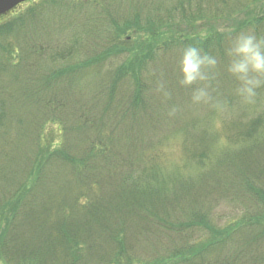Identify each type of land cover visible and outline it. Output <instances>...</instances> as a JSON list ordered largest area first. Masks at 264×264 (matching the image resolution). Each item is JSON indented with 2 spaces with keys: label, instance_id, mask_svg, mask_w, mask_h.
I'll return each instance as SVG.
<instances>
[{
  "label": "trees",
  "instance_id": "16d2710c",
  "mask_svg": "<svg viewBox=\"0 0 264 264\" xmlns=\"http://www.w3.org/2000/svg\"><path fill=\"white\" fill-rule=\"evenodd\" d=\"M75 1L67 0L71 7L66 8L74 9L77 17H86L83 9L91 12L90 18L108 15L110 30L116 28L118 34V22L122 21L117 19L118 0ZM135 1L127 0L129 5ZM159 1L154 0V5L159 6ZM172 1L169 15L150 26L151 31L155 30L152 41L158 43L156 49L148 54L143 51L133 59L135 63H123L104 78L87 76L101 71L103 61L96 55L84 64L71 62L77 41L85 39L81 24L61 28L59 40L37 36L40 33L33 21L42 15L47 17V9L60 4V0H34L26 12L0 20L2 60L13 66L31 59V63H40L24 78L29 90L25 97L38 102L33 142L27 144L18 165L24 166L26 172L21 177H15L13 172L14 178L4 176L3 180L0 175V210L9 204L16 208L12 217L6 218L0 235L1 255L9 264H264V157L250 156L263 150L264 113L243 122V116L232 117L228 112L213 137L199 129L197 118L190 126L187 124L194 130L190 133L194 137L192 145H185V151L201 168L195 175L184 173L186 166L165 175L156 154H137L145 148L143 130L157 122L145 124L148 112L161 114L166 111L163 105H171L174 100L170 95L157 97L163 88L159 80L168 72L165 55L174 50L173 46L195 47L202 55L218 61L216 78L214 68L206 69L212 96L222 99L223 107L232 106L229 87L221 86L223 81L232 82L225 55L232 43L230 30L211 33L204 39L201 36L214 30L216 20L239 14L252 4L261 5L260 12L246 19L250 20L248 23L243 20L244 29L263 28L264 0H216V10L212 6L209 14H202L199 8L198 12H190L185 0ZM229 3L234 4L230 7ZM174 12H178V17H173ZM201 20V25L195 24ZM132 22L133 19L126 20L123 25ZM185 28L195 30V37ZM257 32L253 35L264 37ZM165 38L170 40L164 42ZM18 40L21 45L16 43ZM112 46L111 43L109 48ZM160 51L163 54L159 56ZM16 52L18 61L14 58ZM48 58L52 62H70L60 69H51L46 67ZM90 66H95L94 70ZM143 72L146 75L142 81ZM146 81L151 85L147 87ZM86 84L89 92H85ZM150 87L153 90L146 95L145 90ZM192 101L193 96H185L174 106L189 102V108ZM219 113L218 109L216 116ZM64 114L72 116L75 123L64 125ZM49 115L57 116L63 123L56 129L62 140L55 149V144L45 141L42 145L39 141L40 127L45 124L46 129L53 124L47 121ZM6 119L0 98V169H4L9 158L3 148L8 150L13 145L14 131L9 130ZM35 147L37 150L27 156V149ZM52 168L65 172L57 174L59 183L69 176L73 182L56 204L44 203L40 211L35 203L41 190L45 202L53 196L46 189L53 180ZM15 178L23 181L16 184ZM219 197L231 207L247 201L254 210L226 227L218 226L215 215L219 211L215 214L213 208L215 200L218 206Z\"/></svg>",
  "mask_w": 264,
  "mask_h": 264
},
{
  "label": "rangeland",
  "instance_id": "374dc122",
  "mask_svg": "<svg viewBox=\"0 0 264 264\" xmlns=\"http://www.w3.org/2000/svg\"><path fill=\"white\" fill-rule=\"evenodd\" d=\"M66 1L67 0H60V4L52 5L51 7H49L47 9L49 10L47 12L49 13V15L47 17L42 15L41 18H36L33 21V24H37L36 28L38 30V33H40V35L37 36L44 37L45 35H47L50 38L56 40L62 38V34L60 32L61 28H74V25H77V23L81 24L86 31L83 32V37L85 39L81 42L77 41L78 45L75 46L76 51L71 57L73 58V61L71 62L76 63L75 65H78L84 64V61H89L90 58L94 57L95 55L96 59L101 58L100 60L103 61V66H100L101 71L98 73L94 71L93 74H88L87 76L91 78H100L101 76H103V78L107 77L110 72H114L115 70H117L120 66H122L123 63H135L133 59L135 57L139 58V54L143 51L147 52V54L153 52V50L156 49L158 43L155 44L154 40L152 41L153 33L155 30L151 31L150 26L154 25V23L158 21V18L168 16L169 5L171 4V2L173 3L172 0H160V5L156 6L154 5V0H136L134 3L129 5L127 0H118L119 6L116 8V10H120V15L117 17V19L121 18L122 21L121 23L118 22L121 27L119 28L117 34L116 28L115 30H110L111 17H109L108 15H104L103 17L101 16L90 18L91 12L89 10L83 9L86 17L83 18V15L77 17V15L73 13L75 12L74 9L66 8L71 7L67 4ZM88 1L94 2L95 0ZM230 1L234 2L235 0ZM33 3L35 4V2L33 1L27 4L20 5L15 10L5 15L4 18H0V20L13 18L26 12ZM233 4L229 3L230 7L233 6ZM185 6L187 9H189L190 12H198L199 8L202 14H209L211 12L210 10L212 9V6L214 7L213 10H216V0H185ZM260 6L255 7L254 4H252L239 14L237 13L231 15L230 17H221L220 20H216V26L214 30L211 32L206 30L207 33H202L201 37H203L204 39L211 33H225L227 32V30H230V41H233L239 35H253L257 32L258 29L259 30L257 33L264 35V27L260 28L259 26H257L255 29L247 28V30H245V24L243 23V20L249 19L250 16L254 17L257 13H259L260 11L258 7ZM123 13H125L124 17H122ZM172 14L173 17H178V12H174ZM179 14L181 13L179 12ZM130 19H133L134 22L123 25L126 20ZM181 19L182 18H178L177 20ZM238 21H240V23H237ZM248 22H250V20H246L245 23ZM202 23V20L198 23L195 22V24L198 25H201ZM135 26L139 27V29L135 30ZM235 28L239 29L237 31H233L235 30ZM185 31L193 35V37H195L196 35V31L193 29H186ZM166 36L167 34L165 35V37ZM126 39L128 42H125ZM169 40L170 39L165 38L164 42ZM68 42L69 44H71L69 40ZM16 43L20 44V41L18 40L16 41ZM111 43L113 44V46L109 48ZM125 46H127L128 49H123V47ZM173 47L174 50L168 51L165 55L168 61L165 70H168V72L166 75H162L159 80V85L163 88L161 89L162 94H157V97L159 99H162L163 97L167 98L168 95H170L174 100H172L171 105H163V108L166 111L161 114H154L151 111L148 112L149 116L146 117L145 124L151 125V122H157L154 123L149 129L143 130V132H145V148H141L140 151L137 152V154L141 153V156L144 153L146 155L151 153L156 154L158 164H162L164 166V169L162 170L165 175H171L172 173L177 172L178 168H181V166H186V168L182 170L184 173L195 175L198 173L199 169L201 170V168L199 167L197 162L193 160V158L186 154L185 151V145L187 144V142L191 145L193 144L192 137L194 136L190 133H193L194 130L188 127V125L190 126L189 123L197 118L196 120L199 121L201 126V128L199 129H204L205 131L210 133L208 134L206 132L208 136L212 135L213 137L216 130H219L221 128V125L225 119V115L228 114V112L232 114V117L243 116V122H248L251 118L264 113V91H261V95L255 105L241 104L239 98L235 95L237 82L232 77V82H221V86L227 85L229 87L227 88V94L232 96V106L227 104L223 107V105L221 104L222 99H214V97L212 96L214 91H211V84L209 79L204 82L194 84L191 86V88L190 86H184L181 84L180 81L182 78L179 74V61L181 57L179 55L180 51L185 49H183V47L181 46L177 48L175 46ZM161 54H163V51H160L159 56ZM14 58L17 59L16 61L19 60V54L17 52L15 53ZM31 60H25L21 65L13 66L10 63L9 65H7V61H3L2 56H0V98L4 101V109L7 112L6 120H8L9 130L12 129L14 131V136H12L11 140L13 145L10 146L8 150L5 147L3 148V151L6 153L5 156L9 155V158L4 162V169H0L2 180L4 176H7V178L10 179L14 178L12 177L13 172L15 173V177H21L22 172H26L24 166L20 168L18 167L20 166L19 164H21L22 159L25 155L24 150L27 144L33 142L32 139L34 138V132L36 129V125L34 123L35 120H33V118L38 112V107L36 106L38 105L37 100L25 97L29 90L28 84L24 83V78L28 74H30L31 70L33 71V69L40 64L36 61H32L31 63ZM69 62L70 61L68 60L61 59H56L54 62H52L48 58L46 67H51V69H53V67H55V69H60L63 66H67ZM157 63L160 64L158 66L159 71L161 70L160 58L158 59ZM221 64H223L222 61ZM139 65L140 63L136 64V67ZM94 67L95 66H90V68L93 70ZM208 71L211 72V69ZM214 73L216 78V67L214 68ZM145 75L146 72H143L142 81ZM146 84L147 87L151 85L149 81H146ZM85 87H87L85 89V92H89V84H86ZM197 88H205L209 96L212 98L211 102L195 103L194 101H192L191 103H193V105H191L192 107L189 108L187 107L189 102L186 104H181L180 106H174L175 101L180 102L182 99H185V96H193V93ZM152 90L153 89L151 87L146 88V95H148ZM233 98H235V101H233ZM217 104L220 106L219 108L215 106ZM218 109L220 113L216 116V111ZM49 116L50 117H48L47 121H53V124H49L46 129L44 126L45 124L40 127L39 141L42 145L45 141L53 143L55 144V147H52V149H55L62 140L61 134L59 133L58 135L56 129L61 127L63 123L62 121L57 119V116ZM63 118L66 121H63L64 125H67V127L68 125H72L73 123H75L73 117L69 114H64ZM17 121H21L18 127L16 126ZM200 135V133L197 134V136ZM151 145H153V149H150ZM261 146L263 147V150L261 152L258 151L251 153L250 156L252 158L259 159L261 157H264V142L261 144ZM35 149L37 150V147L28 148L27 156H30V153ZM124 150L125 148H123L122 153ZM213 151L216 154V143L214 145ZM0 164H2V162H0ZM52 172L53 180L46 186V189L50 190L53 196L50 197L49 201L45 202V196L43 190H41L40 196L35 203L36 207L40 208V206H42V204L44 203L56 204L58 198L68 191L69 184L73 182L72 178H69L71 176H69L66 180H63L62 183H59V177L57 174L61 176L65 175V172H61V170L57 168H52ZM73 174L76 175V171ZM15 181L17 182L16 184H19V182H22L23 180L15 178ZM241 202L242 203L236 204V206L231 207V205L227 203L223 198H220V201L218 202L219 204L216 207L215 200L213 211L215 214L216 211H219L217 213L218 215H215L216 223H219L218 226L220 225L221 227H226L229 223L242 219L246 212H252V210H254L253 206L249 207V202L244 200H241ZM14 209L16 211V208L13 205L9 204L7 206H4L2 210H0V235L3 227L6 226V218L9 215L12 217L13 213L15 212L13 211ZM1 254L2 253L0 249V264H9L4 260Z\"/></svg>",
  "mask_w": 264,
  "mask_h": 264
},
{
  "label": "clouds",
  "instance_id": "9594fccd",
  "mask_svg": "<svg viewBox=\"0 0 264 264\" xmlns=\"http://www.w3.org/2000/svg\"><path fill=\"white\" fill-rule=\"evenodd\" d=\"M228 57L226 71L237 82L235 95L244 105H255L264 91V37L239 35L226 50ZM214 57L202 55L195 47L186 48L179 61L181 84L192 86L208 79L207 68H215ZM212 98L205 88H197L193 93L195 103H209ZM216 107H220L218 104Z\"/></svg>",
  "mask_w": 264,
  "mask_h": 264
},
{
  "label": "water",
  "instance_id": "95a60500",
  "mask_svg": "<svg viewBox=\"0 0 264 264\" xmlns=\"http://www.w3.org/2000/svg\"><path fill=\"white\" fill-rule=\"evenodd\" d=\"M28 0H0V15L8 12L18 4Z\"/></svg>",
  "mask_w": 264,
  "mask_h": 264
}]
</instances>
